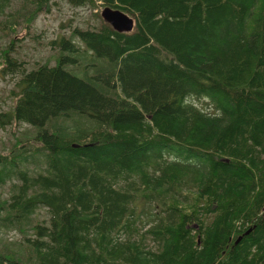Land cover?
Instances as JSON below:
<instances>
[{"label":"trees","instance_id":"16d2710c","mask_svg":"<svg viewBox=\"0 0 264 264\" xmlns=\"http://www.w3.org/2000/svg\"><path fill=\"white\" fill-rule=\"evenodd\" d=\"M48 1L0 0V133L24 128L0 264H264V0H67L133 31L75 28L25 72Z\"/></svg>","mask_w":264,"mask_h":264},{"label":"rangeland","instance_id":"374dc122","mask_svg":"<svg viewBox=\"0 0 264 264\" xmlns=\"http://www.w3.org/2000/svg\"><path fill=\"white\" fill-rule=\"evenodd\" d=\"M17 4L20 7L15 8V10H22L23 6L18 2L9 8L16 7ZM101 10V7L91 10L88 6L75 8L67 0H49L43 7L42 13L37 15V18L32 26L22 28V30L17 29L18 34L14 38L15 44L13 45L15 52L12 53L10 57H15L19 63L24 64L22 68L25 72H27L29 68L39 65L38 63L42 65V62L51 55L48 48L51 49L50 43L52 41L58 40L60 36L68 38L69 33L75 28L89 30L92 29L93 26H98L99 22H104L100 16ZM98 11L99 14L97 13ZM0 39L1 41L5 40L3 34L1 33ZM3 44L4 43L0 42V48H3ZM2 61L3 55L0 53V76L2 75L3 68ZM2 90L3 83L0 82V92ZM194 104L199 108H202L205 103L204 101H201L194 102ZM23 129V127L15 125L12 126L11 129L7 128L6 132L0 133V141L4 142V145H0V155H6L11 146L9 145V142H15L17 136L14 132L20 133ZM10 132L11 138L8 137ZM6 196V188H0V201L5 200ZM18 237L19 236L14 232L8 231L6 233L0 231V242L14 241Z\"/></svg>","mask_w":264,"mask_h":264},{"label":"water","instance_id":"95a60500","mask_svg":"<svg viewBox=\"0 0 264 264\" xmlns=\"http://www.w3.org/2000/svg\"><path fill=\"white\" fill-rule=\"evenodd\" d=\"M100 16L104 23L108 24L117 33L129 34L133 31V19L120 11L107 7L101 11Z\"/></svg>","mask_w":264,"mask_h":264}]
</instances>
